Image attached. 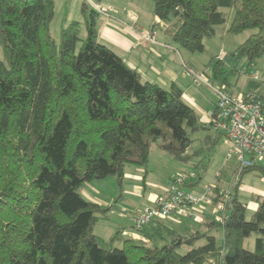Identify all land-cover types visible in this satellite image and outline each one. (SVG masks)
Instances as JSON below:
<instances>
[{
    "label": "trees",
    "instance_id": "16d2710c",
    "mask_svg": "<svg viewBox=\"0 0 264 264\" xmlns=\"http://www.w3.org/2000/svg\"><path fill=\"white\" fill-rule=\"evenodd\" d=\"M152 4L168 36L189 52H202L204 38L227 22L229 33L252 31L230 59L246 57L250 64L264 53V0ZM87 6L83 1L84 19L62 26L55 39V0H0V264H264V196L249 219L244 202L229 191L220 209L225 218L212 217L201 228L169 217L138 230L132 225L141 238L123 229L108 239L94 233L112 205L84 198V183L116 176L121 184L125 168L146 166L156 144L177 161H191L195 176L183 187H195L218 136L204 134L193 148L194 134L213 123L201 122L175 83L142 78L101 42L100 14ZM225 8L232 9L229 20ZM224 60L209 63L227 83ZM214 190L216 204L222 193ZM251 232L257 236L248 249L243 241Z\"/></svg>",
    "mask_w": 264,
    "mask_h": 264
},
{
    "label": "rangeland",
    "instance_id": "374dc122",
    "mask_svg": "<svg viewBox=\"0 0 264 264\" xmlns=\"http://www.w3.org/2000/svg\"><path fill=\"white\" fill-rule=\"evenodd\" d=\"M83 1L86 0H67L68 3L65 6L61 0L56 1L55 15L50 23V32L55 39H58L60 28L68 23H62V18L67 11L69 17L71 16L73 19L79 20L82 19L81 4ZM93 1L106 2V0ZM108 2L115 3L116 7L120 8L122 13H126V10H131L139 17L141 16V19L145 18L146 22H149V28L153 26L157 34H160L163 28H165L163 27L164 22L160 23L153 19L152 0H108ZM88 6L87 11L90 9V6ZM108 10L109 12L112 10L111 13H115L113 8L109 5ZM223 10L227 13V19L229 20L232 15V9L225 8ZM157 24H159V26H157ZM227 26V22L217 25L215 33L211 37L204 38V49L202 52H189L180 47L178 43L168 39L170 47L176 48V51L179 50L182 57L180 58L178 52H175L178 63L174 65L175 62L170 61L173 71L177 74V82L184 90L187 91L189 95L194 93L199 99L202 98L199 102V106L203 109V112L199 111L201 116L202 114L210 115V113L214 110L216 105V95L213 88L222 87L228 91L230 90V92L234 94H237L238 92L245 93L249 90H258L257 92L261 95L264 103V53L254 58L250 64L248 63L246 57L227 59L229 55H226L224 57V68L229 72L227 76V83H222L221 80L213 74L212 66L209 61L214 58H223V56H221V50H224L227 54H233L235 47L244 41L252 32L251 30H244L238 33H229L226 30ZM1 57L2 47L0 44V58ZM182 61H185L187 65L193 67L197 72H203L206 80L210 83V86H206L204 84L194 85L191 78L185 74V66ZM252 70H254L255 74H257V76H255L256 79H253L251 76ZM204 134L217 135L218 139L217 143L210 151L207 170L196 185V189L202 191L204 186L212 185L215 186V188L218 187L221 191L233 192L234 187L237 184L235 183V175L238 168V162L234 157L228 161L225 160L228 150L226 137L220 130L215 129L214 127L200 130L194 134L196 139L192 144L193 148H197L202 145L200 138ZM150 152L156 153L151 155V159L148 164L150 169L148 179L154 181L160 186L165 185L168 187L170 185V175L172 173L176 174L180 171L189 172L192 170L191 161H177L169 152L159 149L156 144H152ZM198 158L199 157H195L194 161ZM244 174L245 176L243 180L247 175L251 176L249 180L248 178L244 180L247 186L253 185L255 182H259L258 179H256L257 177L254 170H247ZM127 187L128 185L126 184V180H122L121 184H119L116 176H107L105 178L93 179L88 183H84L82 187H80L79 192L84 198L88 199L87 194L84 192V188H87L93 196L99 199V201H112L111 203H113V205H117V208H119L121 203L114 200L119 199L121 190L123 193ZM246 195V192L244 193L239 191L240 199H244ZM198 203L200 206H204L206 215L211 216L213 213L221 214V210L217 207V205H205L203 201ZM116 213H120V211H116ZM116 213L109 214L110 216L108 219L97 220L93 225L94 233L104 239H108L117 230L119 225L122 223L128 225L129 219L126 217H119ZM248 213L249 212L247 210L245 216L249 219L250 213ZM199 227H202V225ZM215 235L217 240L220 242L222 238V231L220 228L217 229ZM256 236L257 232H251L248 236H246L243 241L244 246L248 249H253Z\"/></svg>",
    "mask_w": 264,
    "mask_h": 264
},
{
    "label": "crops",
    "instance_id": "0c3cea01",
    "mask_svg": "<svg viewBox=\"0 0 264 264\" xmlns=\"http://www.w3.org/2000/svg\"><path fill=\"white\" fill-rule=\"evenodd\" d=\"M56 1L57 0H55V3ZM61 2H63L64 6L68 3L67 0H61ZM101 3L112 7L115 13H111V10L109 12V16H102L101 14L99 15L98 39L107 46H109L111 49H113L118 55H120L129 66H131L141 75L142 78L158 82L164 87H169L172 83H175L178 87L181 88L183 98L196 109L201 122L208 123L211 125L213 121L212 114L215 112V107L214 110L210 113V115L202 114L201 116L199 111L203 112V109L199 106V102L202 98L199 99L194 93H191L189 95L187 91L184 90L177 82V74L173 71V67L170 65V61L175 62L174 65L178 63L175 52H178L180 58L182 57L180 55L179 50L176 51V48L170 47V42L168 41V39L171 38L165 32L164 28L160 34H157V32L154 30V27L152 26L151 28H149V22H146L145 18L141 19V16L139 17L135 12L131 10H126V13H122L120 8L116 7L115 3L108 2V0H106V2ZM67 12L62 18V23L64 22L63 24L74 20L73 17L68 16ZM85 15L86 14L82 13L81 20L84 19ZM153 19L160 23L164 22L160 21L155 16L153 17ZM165 25L167 24L164 23L163 27H165ZM157 26H159V24H157ZM151 30H154L155 32L156 42L153 43H150L141 38L142 32L149 33L151 32ZM226 55L227 52L221 50V56H223L224 58ZM182 63L195 70L193 67L187 65L185 61H182ZM251 76L253 79H256L255 76H257V74H255L254 70H252ZM239 93L240 92H238L237 94ZM154 153L156 152H150L146 166L131 165L125 168L123 180H126V184L128 185V187L123 193L121 190L119 199L114 200L116 202L121 203V205H119V208H117V205H113V203H111L112 201H99V199L92 195L90 190L84 188V192L87 194L88 200L98 202L103 207L112 205L110 210L107 212L108 218L110 216L109 214H115L116 211H120V213H116L119 217L128 218V225L122 223L117 229H123V233L125 235H129L134 238H141V234L140 232H137L132 229L131 218L133 213L137 210H142L153 205L157 198L161 196L168 188L165 185L160 186L154 181L148 179L150 171L148 164L150 162L151 155ZM250 170L255 171V175L257 177L256 179H258L259 182H255L253 185L247 186L244 180H246L247 178L249 180L251 176L247 175L243 180L245 176L244 172H246L243 171L239 173V178L237 180V188L234 189L233 192L236 191L237 197L239 199V191L244 193L246 192V197L240 200L244 202L245 209L246 211L248 210L251 216L257 207L256 198L264 196V162L258 161L256 165H254L253 168ZM236 172L238 174L237 170ZM173 175L174 174L172 173L170 176L172 177ZM185 190L192 192L194 195H199L201 192L205 191V189H203L202 191L197 190L196 186L192 188H187ZM222 192L224 191H221L219 189V194ZM208 194L214 197L215 190L213 189V191L208 192ZM205 205H217V207H219L218 203L213 204L212 202L205 203ZM190 207L192 208L191 210H193L194 213L200 215V221L191 222V218L186 215H183L180 218L170 217L169 220L178 225L201 228L199 227L200 225H204V222L209 221L212 217L214 218V215L219 214L213 213L211 216L206 215L204 206H200L199 203L198 206L191 204ZM205 263L214 264L212 261H207Z\"/></svg>",
    "mask_w": 264,
    "mask_h": 264
},
{
    "label": "built area",
    "instance_id": "2783aa9c",
    "mask_svg": "<svg viewBox=\"0 0 264 264\" xmlns=\"http://www.w3.org/2000/svg\"><path fill=\"white\" fill-rule=\"evenodd\" d=\"M86 3L102 16H109L106 4L93 0H86ZM141 38L150 43L156 42L154 30L149 33L142 32ZM184 66L185 74L191 78L194 85L210 86L203 72ZM213 91L216 95V106L212 123L215 129L224 133L228 142L225 160L234 157L238 162V174L236 172L235 175V183H237L239 173L243 169L253 167L258 161L264 162V103L261 95L255 90L236 95L222 87L213 88ZM194 176L193 170L174 174L166 191L153 205L133 213L131 218L133 227L138 230L154 218H180L183 215L193 221H200V215L194 213L190 205L198 206L200 201L211 203L212 196L208 192H212L214 186H204L205 191L199 195L186 191L183 184ZM230 197L229 191L222 192V199L218 203L219 209H222ZM224 218V212L214 215L217 221H222Z\"/></svg>",
    "mask_w": 264,
    "mask_h": 264
},
{
    "label": "water",
    "instance_id": "95a60500",
    "mask_svg": "<svg viewBox=\"0 0 264 264\" xmlns=\"http://www.w3.org/2000/svg\"><path fill=\"white\" fill-rule=\"evenodd\" d=\"M230 58H231V56H228V57H227V59H230Z\"/></svg>",
    "mask_w": 264,
    "mask_h": 264
}]
</instances>
